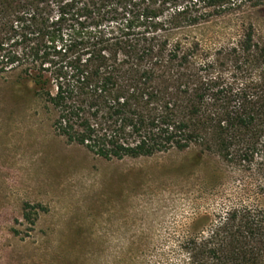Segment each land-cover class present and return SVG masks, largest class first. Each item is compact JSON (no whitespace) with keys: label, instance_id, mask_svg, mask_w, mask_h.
<instances>
[{"label":"trees","instance_id":"obj_1","mask_svg":"<svg viewBox=\"0 0 264 264\" xmlns=\"http://www.w3.org/2000/svg\"><path fill=\"white\" fill-rule=\"evenodd\" d=\"M264 0H0V77L105 159L210 153L235 201L184 248L264 264Z\"/></svg>","mask_w":264,"mask_h":264},{"label":"rangeland","instance_id":"obj_2","mask_svg":"<svg viewBox=\"0 0 264 264\" xmlns=\"http://www.w3.org/2000/svg\"><path fill=\"white\" fill-rule=\"evenodd\" d=\"M9 80L0 77V264H192L184 246L224 215L241 175L196 148L100 157L57 134L37 90Z\"/></svg>","mask_w":264,"mask_h":264}]
</instances>
